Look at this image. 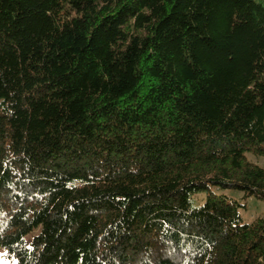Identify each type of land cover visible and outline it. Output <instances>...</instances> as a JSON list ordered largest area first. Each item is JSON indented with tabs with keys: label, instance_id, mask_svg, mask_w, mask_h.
I'll list each match as a JSON object with an SVG mask.
<instances>
[{
	"label": "trees",
	"instance_id": "trees-1",
	"mask_svg": "<svg viewBox=\"0 0 264 264\" xmlns=\"http://www.w3.org/2000/svg\"><path fill=\"white\" fill-rule=\"evenodd\" d=\"M264 0H0V251L15 264H264Z\"/></svg>",
	"mask_w": 264,
	"mask_h": 264
},
{
	"label": "rangeland",
	"instance_id": "rangeland-1",
	"mask_svg": "<svg viewBox=\"0 0 264 264\" xmlns=\"http://www.w3.org/2000/svg\"><path fill=\"white\" fill-rule=\"evenodd\" d=\"M246 158L248 161L264 167V157H259L253 154H247ZM226 193L236 198L239 202H243L246 205L245 209L241 210V216L244 221H251L262 213L264 210V201L256 199L254 197H249L244 199L240 192L226 191ZM0 264H15L13 258H6L5 251H0Z\"/></svg>",
	"mask_w": 264,
	"mask_h": 264
}]
</instances>
